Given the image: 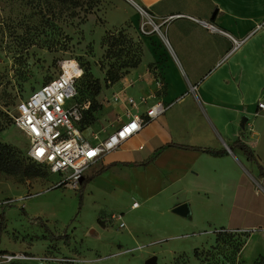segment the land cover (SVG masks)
I'll return each instance as SVG.
<instances>
[{
	"label": "crops",
	"instance_id": "1",
	"mask_svg": "<svg viewBox=\"0 0 264 264\" xmlns=\"http://www.w3.org/2000/svg\"><path fill=\"white\" fill-rule=\"evenodd\" d=\"M111 7L122 11L115 29L130 26L131 35L143 46V58L139 67L112 87L116 94L126 91L120 101L111 98L118 107L103 115L101 137L129 121L127 97L140 99L157 93L156 79L164 83L159 99L172 105L93 164L81 185L86 190L91 187V169L94 180L117 182V173L131 175L132 193L142 202L137 208L131 205L132 211L162 194L181 192L225 202L223 218L231 224L227 229L249 235L239 259L253 263L264 256V175L259 168L264 169V110L258 106L264 102V0H114ZM146 19L162 25L161 34L141 35L139 25ZM205 23L219 31L208 29ZM234 40L245 41L231 51ZM147 108L141 105L131 114H144ZM115 112L119 118L115 119ZM113 119L114 124L107 123ZM85 137L94 142L91 134ZM236 142L250 147L256 161L233 147ZM27 185L33 188L40 182L32 179ZM192 201V196L186 197L166 208L174 213L179 205L188 204L192 214Z\"/></svg>",
	"mask_w": 264,
	"mask_h": 264
},
{
	"label": "rangeland",
	"instance_id": "2",
	"mask_svg": "<svg viewBox=\"0 0 264 264\" xmlns=\"http://www.w3.org/2000/svg\"><path fill=\"white\" fill-rule=\"evenodd\" d=\"M95 1L75 0L73 5L57 0H0V140L23 155L30 143L15 126L17 106L57 77L63 61L76 60L85 72L77 86L81 102L90 100L92 106L100 107L87 118L85 136H99L105 129L103 115L118 107L112 103L115 84H106V73L112 66L119 68L126 56L136 57L138 49L125 44L121 48L127 55L122 59L116 50L106 56L108 47L103 40L108 33H118L113 29L121 23L122 11L111 9L114 0H100L95 12L88 14L89 4ZM149 68L152 70L153 65ZM96 80L102 86L98 94ZM156 95L161 97L160 92ZM119 116L115 112V119ZM115 119L107 123L114 124ZM126 120L123 117L122 122ZM42 168L46 174L40 178L0 172V202L11 201L0 207V249L58 259L76 257L81 261L76 264H146L152 257H156V264H242L233 257L236 243L243 240L241 236L224 238L212 249L216 245L215 231L231 226L230 220L223 218L225 202L181 192L162 194L132 211L134 200L142 202L132 193L133 177L129 174L117 173V182L94 180L91 169V187L76 190L56 186L61 176ZM32 179H38L40 185L29 187L27 181ZM191 196L192 214L187 218L166 208L168 203ZM115 214H123L126 228L121 229L120 222L112 219Z\"/></svg>",
	"mask_w": 264,
	"mask_h": 264
},
{
	"label": "built area",
	"instance_id": "3",
	"mask_svg": "<svg viewBox=\"0 0 264 264\" xmlns=\"http://www.w3.org/2000/svg\"><path fill=\"white\" fill-rule=\"evenodd\" d=\"M141 14L147 12L141 10ZM208 29L219 31L210 23H205ZM162 25L156 24L151 19L142 20L139 25V33L144 36L161 34ZM245 40H234L235 51ZM83 69L76 60H65L60 66V74L36 89L31 95L22 100L17 106V115L14 117L15 126L23 132L29 140L27 156L37 164L47 166L52 174L61 176L57 186L78 189L89 168L105 155L117 150L130 138L139 134L142 129L153 120L158 119L171 107L157 98V93L162 91L164 83L156 79L157 93L154 92L140 99L127 97V116L129 121L115 132L101 139L94 135V142H90L85 136L79 123L82 121L83 112L90 103L79 104L76 102V82L82 77ZM192 90L196 87L191 88ZM126 88L114 96V101H120ZM149 100H154L149 104ZM70 102L72 104H70ZM141 105H148L144 114H131V110L139 111ZM259 108L264 110V102L259 103ZM11 201L0 202V207L8 206ZM139 203L135 201L133 208ZM113 220L120 222V228H126L123 214H115ZM238 232H244L238 230ZM15 262L49 264L62 262L76 264L81 262L76 257H64L61 259L51 256H39L26 253L0 252V264H12Z\"/></svg>",
	"mask_w": 264,
	"mask_h": 264
},
{
	"label": "trees",
	"instance_id": "4",
	"mask_svg": "<svg viewBox=\"0 0 264 264\" xmlns=\"http://www.w3.org/2000/svg\"><path fill=\"white\" fill-rule=\"evenodd\" d=\"M57 1L63 4L75 5L76 3L75 0H57ZM99 3H100V0L91 2L87 8L88 9L87 13L93 14L95 12V9L98 7ZM125 28H127L128 30L126 31L121 30L122 28L113 29V30H116L118 33L115 34L111 32L105 36L103 42L108 47L106 56L113 55V53L116 50L118 53L119 59H122L124 55H127L125 50L121 48V47H124L125 44L136 46L138 49V55L136 57L126 56L127 59L121 60V64L119 65V68H117L116 65L110 67V69L106 73V80H105L106 84H110V85L116 84L119 80L123 78L124 74L127 75L130 69H135L139 67V65L142 62L143 47L129 33L130 26L128 25ZM136 44H139V45H136ZM121 69H125V71L121 72ZM84 73L85 72L83 70V75ZM83 75L76 82V90H77L76 102L79 104L90 103V106L87 110L83 112L82 121L79 123V127L81 128L82 131H84L88 127L87 118L90 116L91 111L100 110V107L92 106L90 100L86 102H81L80 91L78 90L77 86L80 80L83 78ZM94 89H95V94L100 93L102 86L99 80H96ZM178 147L185 148V149H193L197 151H205L208 153H212L214 155H221L224 153L223 151H215L212 149H202V148H194V147H186V146H178ZM233 147L240 148L248 156L249 159L256 161L255 155L253 151L250 149V147L244 144H241L240 142H236L233 145ZM42 167H47V166L33 162L32 160L28 158L27 155L21 154L14 146L8 143H4L0 140V172L5 173L10 176H20L23 178H40V177H44L46 174V172L43 170ZM259 168L261 170V175H264V169L261 166H259ZM60 187H63V186H60ZM83 187L84 185H81V188ZM1 230H2V221L0 219V231ZM215 234H216V237H215L216 245L213 246L212 249H216V247L219 245V243L224 238L233 240L236 237L241 236L243 240H239V242L236 243L235 248L233 249V257L235 258V260L240 261L242 264H246L244 261H241L239 259V254L247 242V239L249 236L247 232H238V230H229V229L221 228L220 230H216ZM197 251H199V248H196L195 256H197ZM17 263L25 264L23 262H15L12 264H17ZM253 263L254 264H264V256H259L258 258L255 259Z\"/></svg>",
	"mask_w": 264,
	"mask_h": 264
},
{
	"label": "water",
	"instance_id": "5",
	"mask_svg": "<svg viewBox=\"0 0 264 264\" xmlns=\"http://www.w3.org/2000/svg\"><path fill=\"white\" fill-rule=\"evenodd\" d=\"M173 212L184 218L189 217L191 215V210L188 204L179 205L173 210ZM156 261H157L156 257H152L149 260H147L146 264H156Z\"/></svg>",
	"mask_w": 264,
	"mask_h": 264
}]
</instances>
